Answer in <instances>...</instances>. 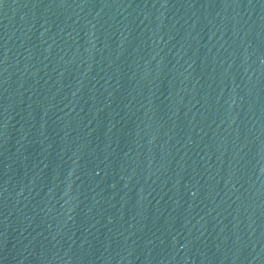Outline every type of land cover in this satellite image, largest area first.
I'll return each instance as SVG.
<instances>
[{
  "label": "water",
  "instance_id": "obj_1",
  "mask_svg": "<svg viewBox=\"0 0 264 264\" xmlns=\"http://www.w3.org/2000/svg\"><path fill=\"white\" fill-rule=\"evenodd\" d=\"M0 264H264V0H0Z\"/></svg>",
  "mask_w": 264,
  "mask_h": 264
}]
</instances>
